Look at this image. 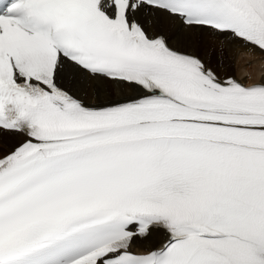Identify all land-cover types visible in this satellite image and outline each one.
Wrapping results in <instances>:
<instances>
[{
  "label": "snow or ice",
  "instance_id": "snow-or-ice-1",
  "mask_svg": "<svg viewBox=\"0 0 264 264\" xmlns=\"http://www.w3.org/2000/svg\"><path fill=\"white\" fill-rule=\"evenodd\" d=\"M242 52L264 0H0V264H264Z\"/></svg>",
  "mask_w": 264,
  "mask_h": 264
},
{
  "label": "bare ground",
  "instance_id": "bare-ground-1",
  "mask_svg": "<svg viewBox=\"0 0 264 264\" xmlns=\"http://www.w3.org/2000/svg\"><path fill=\"white\" fill-rule=\"evenodd\" d=\"M211 37H209V40L211 41ZM213 53V52H212ZM201 55H203V52H201ZM214 56V54H213ZM250 60L253 64L252 69L246 67L245 61ZM250 62V63H251ZM262 62H264V53L254 52V53H246L242 52L238 63L236 65L237 74L238 77L241 76L242 73L247 72L251 74L253 80L259 79L261 75H264V66H262ZM253 80H247L246 82H251ZM89 101H94V97L89 95L87 98ZM15 137H9L5 136L2 141H0V144L2 145L3 151H6L7 148L16 142ZM1 147V146H0ZM160 239H162V236H156L153 240L150 241H138L137 242V248L138 249H147L153 246L154 243H157Z\"/></svg>",
  "mask_w": 264,
  "mask_h": 264
},
{
  "label": "rangeland",
  "instance_id": "rangeland-1",
  "mask_svg": "<svg viewBox=\"0 0 264 264\" xmlns=\"http://www.w3.org/2000/svg\"><path fill=\"white\" fill-rule=\"evenodd\" d=\"M213 54H214V56H213ZM212 56H213V59H215V52L212 53ZM253 64H254V63H252V62L250 63V60H246V61H245V65H246V67H248V68H250V69H252ZM234 74L237 75V77H238L237 69H236V68H235V72H234ZM0 149H3L2 146L0 147Z\"/></svg>",
  "mask_w": 264,
  "mask_h": 264
}]
</instances>
